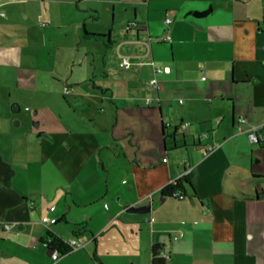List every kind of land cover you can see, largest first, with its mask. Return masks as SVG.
Masks as SVG:
<instances>
[{
  "label": "crops",
  "instance_id": "crops-1",
  "mask_svg": "<svg viewBox=\"0 0 264 264\" xmlns=\"http://www.w3.org/2000/svg\"><path fill=\"white\" fill-rule=\"evenodd\" d=\"M263 19L264 0H0V264H52L51 233L81 243L58 264H151L156 244L264 264V144L238 120L264 122ZM177 178L186 197L163 196Z\"/></svg>",
  "mask_w": 264,
  "mask_h": 264
},
{
  "label": "built area",
  "instance_id": "built-area-1",
  "mask_svg": "<svg viewBox=\"0 0 264 264\" xmlns=\"http://www.w3.org/2000/svg\"><path fill=\"white\" fill-rule=\"evenodd\" d=\"M165 21L166 23H170L172 21V14L171 12H167V16L165 17ZM264 21V19H263ZM138 22L136 20L134 21H130L127 25L128 28L132 27V26H137ZM171 36L167 35L166 36V40H170ZM145 61L142 60H135L132 56L130 55H121L120 56V61H119V65L122 69L125 70H129L132 69L134 67L135 64H144ZM149 64H151L154 68L155 72H161L163 71L164 68H162L161 66H158L155 61L153 59H150L148 61ZM206 77H203V79H205ZM149 85L152 88H155L157 90H159L161 88V84L159 82V80L157 78H152L149 81ZM72 89H67L68 92H70ZM147 103H151L152 102V97H147L146 98ZM180 102H183V99H180ZM239 132H247L248 136L250 138V140L253 143H263L264 144V122L260 123V124H250L249 127H246V124L248 123V118L246 116H240L239 117ZM190 125V121H182L179 126L181 128H185L188 127ZM213 146H209V149H213ZM181 178H177L175 180H171V182L169 184H176ZM168 184V185H169ZM173 195H175L177 198L183 199L186 197V192L184 190H175L173 192ZM43 222L45 224L51 225L57 222V218H48V217H44L43 218ZM5 227L6 229H9L10 224L9 223H5ZM175 238H178V236H176ZM53 238L49 237L48 240L45 242L46 245L51 248L53 251L51 253L53 262L52 264H58L59 259L61 258L63 252L67 251V250H71L73 248H78L80 247L81 243L77 242L76 239H70V240H63V243L67 246L66 250H62L59 249L58 247H52ZM162 254L163 256L167 257V253L162 250Z\"/></svg>",
  "mask_w": 264,
  "mask_h": 264
},
{
  "label": "trees",
  "instance_id": "trees-1",
  "mask_svg": "<svg viewBox=\"0 0 264 264\" xmlns=\"http://www.w3.org/2000/svg\"><path fill=\"white\" fill-rule=\"evenodd\" d=\"M211 9L209 10H205V11H196L195 14L198 16H204L206 14H208L210 12ZM165 126V125H164ZM184 134H177L172 136V140L171 141H167L166 142V146L167 147H178L181 145H185L186 144V139L183 137ZM181 137V138H180ZM170 140V139H169ZM184 179H180L176 184H169L166 185L163 188V196H174L173 192L175 190H184L185 191V187H184V183H183ZM177 198V197H176ZM50 237L53 238L52 247H58L59 249L62 250H66L67 246L63 243V239L58 238L55 234L51 233ZM162 250L163 247L161 245H154L153 246V250H152V261L151 264H167V257L163 256L162 254Z\"/></svg>",
  "mask_w": 264,
  "mask_h": 264
},
{
  "label": "rangeland",
  "instance_id": "rangeland-1",
  "mask_svg": "<svg viewBox=\"0 0 264 264\" xmlns=\"http://www.w3.org/2000/svg\"><path fill=\"white\" fill-rule=\"evenodd\" d=\"M59 16H61L60 14H59ZM135 19H133V20H130V21H134ZM118 21H119V18H118ZM36 23H38V22H36ZM39 24L40 25H42V26H45L44 24L45 23H43V21L40 19L39 20ZM126 28H127V25H126ZM19 69H17L16 71H18ZM11 71H15V70H11ZM25 78H26V80L28 81V78H29V75H25ZM30 79V78H29ZM28 87H31V86H29V85H31V83H28L27 82V84H26ZM48 91H51V90H49V87L45 84V85H41V86H39V88L38 89H36L34 92H37V93H46V92H48ZM13 93V94H16V93H18V94H21V92H24V94L26 95V92L25 91H23V90H21V89H18L17 90V88H15V86H14V89H13V91H11V86H9L8 87V95L10 96V93ZM29 92L31 93V90H29ZM54 92V91H53ZM62 92H64V93H68V92H66V91H62Z\"/></svg>",
  "mask_w": 264,
  "mask_h": 264
},
{
  "label": "water",
  "instance_id": "water-1",
  "mask_svg": "<svg viewBox=\"0 0 264 264\" xmlns=\"http://www.w3.org/2000/svg\"><path fill=\"white\" fill-rule=\"evenodd\" d=\"M19 110V108L17 109ZM166 197H163V199H165ZM152 205H148V206H135V205H132V206H129L127 208V210L129 212H133V213H143V212H147L151 209ZM52 249L50 248V253H52Z\"/></svg>",
  "mask_w": 264,
  "mask_h": 264
}]
</instances>
